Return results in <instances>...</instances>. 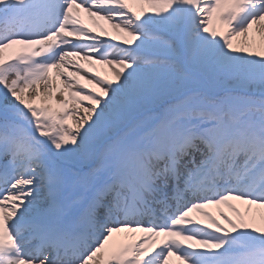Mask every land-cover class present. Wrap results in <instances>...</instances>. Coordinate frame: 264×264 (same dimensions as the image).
<instances>
[{
  "label": "snow or ice",
  "instance_id": "1",
  "mask_svg": "<svg viewBox=\"0 0 264 264\" xmlns=\"http://www.w3.org/2000/svg\"><path fill=\"white\" fill-rule=\"evenodd\" d=\"M132 2L0 0V264H264V0Z\"/></svg>",
  "mask_w": 264,
  "mask_h": 264
},
{
  "label": "bare ground",
  "instance_id": "2",
  "mask_svg": "<svg viewBox=\"0 0 264 264\" xmlns=\"http://www.w3.org/2000/svg\"><path fill=\"white\" fill-rule=\"evenodd\" d=\"M90 18V17H89ZM91 20V19H90ZM97 30V29H96ZM116 33V32H115ZM117 35H118V37H119V34L118 33H116ZM255 35V37H256V42L258 43V45L261 43V38L258 36V35H256L255 33H250V35ZM238 39H240V38H237V40ZM122 40V38H120L119 37V39H118V43L120 42ZM236 43V41H234V44ZM257 45V46H258ZM253 46H254V44H253ZM7 51V50H6ZM236 204H238V205H243V203L241 202V201H239V200H236V199H229L228 201H226L225 203H223V204H221V205H228V206H232V205H236ZM227 206V207H228ZM243 208H244V211H246V210H248L249 208L252 210V212H257L258 214L261 212V209L262 208H257L255 205H251V206H247V205H244L243 206ZM172 259L170 258V264H171V261Z\"/></svg>",
  "mask_w": 264,
  "mask_h": 264
},
{
  "label": "rangeland",
  "instance_id": "3",
  "mask_svg": "<svg viewBox=\"0 0 264 264\" xmlns=\"http://www.w3.org/2000/svg\"><path fill=\"white\" fill-rule=\"evenodd\" d=\"M87 17V16H86ZM91 19V20H90ZM87 20H88V23L89 24H96L98 21H101V20H96L95 18H89V17H87ZM102 26V25H101ZM119 34V33H118ZM119 37H122L120 34H119ZM249 40H250V42H252L253 44H254V47H256L257 45H258V43L256 42V37H255V35H250L249 36ZM103 66L102 65H100V68L99 69H103L102 68ZM193 217H195L196 216V214H193L192 215ZM261 216H264V210H262L261 211ZM262 224V221L260 220V224L259 225H261Z\"/></svg>",
  "mask_w": 264,
  "mask_h": 264
}]
</instances>
